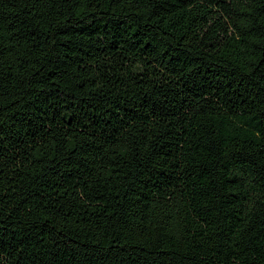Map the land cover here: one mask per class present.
Returning <instances> with one entry per match:
<instances>
[{
	"label": "trees",
	"instance_id": "obj_1",
	"mask_svg": "<svg viewBox=\"0 0 264 264\" xmlns=\"http://www.w3.org/2000/svg\"><path fill=\"white\" fill-rule=\"evenodd\" d=\"M0 264H264V0H0Z\"/></svg>",
	"mask_w": 264,
	"mask_h": 264
}]
</instances>
